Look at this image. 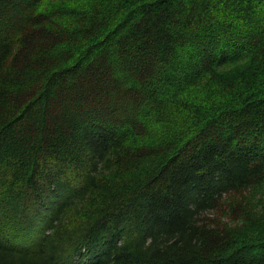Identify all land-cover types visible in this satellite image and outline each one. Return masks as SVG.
<instances>
[{
	"label": "trees",
	"instance_id": "trees-1",
	"mask_svg": "<svg viewBox=\"0 0 264 264\" xmlns=\"http://www.w3.org/2000/svg\"><path fill=\"white\" fill-rule=\"evenodd\" d=\"M48 2L0 0V264H264V0Z\"/></svg>",
	"mask_w": 264,
	"mask_h": 264
},
{
	"label": "rangeland",
	"instance_id": "rangeland-1",
	"mask_svg": "<svg viewBox=\"0 0 264 264\" xmlns=\"http://www.w3.org/2000/svg\"><path fill=\"white\" fill-rule=\"evenodd\" d=\"M60 1L61 0H49L47 5L46 4L45 5L46 7L48 6L47 8L48 10L50 6L51 8L54 9L55 13H58V10L62 9L65 5L64 2L61 4ZM70 1H72L74 4L78 3V0H68V2ZM43 3H45V0H43ZM44 17L45 16L43 17L41 16V18H44ZM193 19L197 20L198 16H191L190 18L191 21L189 23V25L191 26L194 22ZM251 42H252V39L250 41L245 40V43L250 44ZM194 43H195L194 40L193 41L186 40L185 43L180 44L179 50L176 53L175 58L176 59L178 58L181 65L185 66L187 69L191 68L193 56L196 61L198 59L205 58L206 61L211 62V60L214 58L212 55L213 52L211 50L208 52L207 49L205 51H202V50L200 51L196 48H192ZM209 48L214 49V46H211ZM138 49L141 52V49L140 48ZM149 50L150 52L154 54L153 49H149ZM179 51L181 52L179 53ZM147 54L149 55V53ZM197 54L199 55L198 57H197ZM129 63L131 64L130 67L137 65V63L136 62L133 63L132 60H130ZM151 64L153 66L155 63L151 62ZM143 67L144 66L142 65L140 66V68L136 69L137 79H139L141 76H144L142 82L146 80L145 78L147 76L146 71H148L146 69H143ZM227 68L229 69V66ZM222 72L227 74L225 67L222 69ZM126 73H130L128 75H131L132 72L126 71ZM236 76H239V79H240L238 83L243 82L242 84H246V85H249L250 83L252 84L256 83L257 86L264 88V45H261L260 47L256 49L255 56L248 66H241L238 68V73L236 74ZM220 77L221 75H212L209 78L199 81L196 85H194L192 88L186 91L188 97L192 96L193 91H200L206 87H211V86L213 88L220 86L221 84L220 82H223L220 80ZM258 79L259 81H257ZM186 93H182V96ZM198 96H200V93L197 95V97ZM206 100L209 101L210 99H206ZM118 103L120 105L129 104V102H124L120 100L118 101ZM252 123L254 125L253 120L249 122L250 125H246V128L245 129L243 128L242 130H244V132L252 130L254 128L251 126ZM262 133H263V130H262ZM247 191L248 190L242 191L239 193L229 194V196L226 199H224V202L222 203L223 205L220 208L221 211L218 209L216 210L214 209L212 211H208L207 214L211 216L212 218H218L221 222L228 223L230 227H232L234 230L242 234H247V235L254 234L256 232V229L251 226L252 219L244 215L241 209H244L246 207L245 205H248V200H251V198L252 199L257 198L258 195L251 193L250 191L248 192ZM249 207L251 208L252 205L249 204ZM233 212H235V214H232ZM222 214H226V215H222Z\"/></svg>",
	"mask_w": 264,
	"mask_h": 264
}]
</instances>
